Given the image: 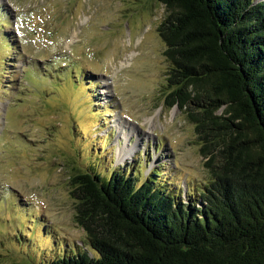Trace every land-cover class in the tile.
I'll return each instance as SVG.
<instances>
[{"label":"rangeland","instance_id":"obj_1","mask_svg":"<svg viewBox=\"0 0 264 264\" xmlns=\"http://www.w3.org/2000/svg\"><path fill=\"white\" fill-rule=\"evenodd\" d=\"M166 15L156 0H0V264L86 249L71 176L96 156L107 175L160 171L185 200L211 181L194 125L165 101ZM116 120L137 131L122 163Z\"/></svg>","mask_w":264,"mask_h":264},{"label":"trees","instance_id":"obj_2","mask_svg":"<svg viewBox=\"0 0 264 264\" xmlns=\"http://www.w3.org/2000/svg\"><path fill=\"white\" fill-rule=\"evenodd\" d=\"M156 1L165 101L194 125L211 181L185 200L160 171L140 182L91 158L71 176L86 249L41 264H264V2Z\"/></svg>","mask_w":264,"mask_h":264},{"label":"bare ground","instance_id":"obj_3","mask_svg":"<svg viewBox=\"0 0 264 264\" xmlns=\"http://www.w3.org/2000/svg\"><path fill=\"white\" fill-rule=\"evenodd\" d=\"M117 128L119 137L124 139L123 146H120L117 150V161L122 163L125 159H130L132 157L131 151L135 150V145L131 144V135L137 134L135 126L130 125L127 128V125L121 124L120 122H114ZM131 129L132 131L127 133V130ZM139 138V137H138Z\"/></svg>","mask_w":264,"mask_h":264}]
</instances>
